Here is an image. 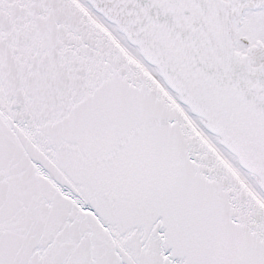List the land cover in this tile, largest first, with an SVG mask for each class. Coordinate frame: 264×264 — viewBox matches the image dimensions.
I'll return each instance as SVG.
<instances>
[{
	"label": "snow or ice",
	"instance_id": "obj_1",
	"mask_svg": "<svg viewBox=\"0 0 264 264\" xmlns=\"http://www.w3.org/2000/svg\"><path fill=\"white\" fill-rule=\"evenodd\" d=\"M0 264H264V0H0Z\"/></svg>",
	"mask_w": 264,
	"mask_h": 264
}]
</instances>
